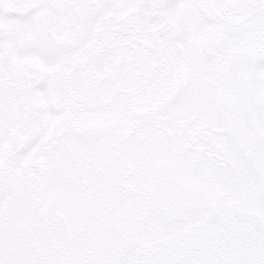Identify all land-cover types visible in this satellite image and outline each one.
<instances>
[{"label": "snow or ice", "instance_id": "snow-or-ice-1", "mask_svg": "<svg viewBox=\"0 0 264 264\" xmlns=\"http://www.w3.org/2000/svg\"><path fill=\"white\" fill-rule=\"evenodd\" d=\"M0 264H264V0H0Z\"/></svg>", "mask_w": 264, "mask_h": 264}]
</instances>
